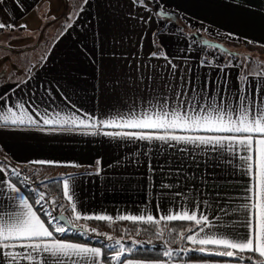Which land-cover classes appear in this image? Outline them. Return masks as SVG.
<instances>
[{
    "label": "crops",
    "instance_id": "1",
    "mask_svg": "<svg viewBox=\"0 0 264 264\" xmlns=\"http://www.w3.org/2000/svg\"><path fill=\"white\" fill-rule=\"evenodd\" d=\"M160 5L168 17L155 15ZM54 21L59 25H49ZM2 22L14 25L0 29V96L6 97L0 104L5 105V111L8 106L19 111L15 107L19 102L37 119L38 109L46 114L75 113L95 124L61 127L41 122L37 126L0 127V158L4 162L17 169H54L46 177L61 181L62 200L72 218L71 205L63 198L62 180L68 176L75 178V202L83 215L111 218L104 221L153 223L146 220L151 215L159 223H186L185 232L193 235L198 228L192 221L160 220L186 209L208 217L205 232L247 231L241 204L250 177L230 150L110 136L105 133L151 130L104 127L100 121L119 119L118 114L126 115L133 108L139 111L150 102L165 99L171 106L181 99L203 106L208 97H215V103L223 97L235 105L242 90L259 108L264 104V73L247 71L234 62H207L206 53L194 48L191 36L195 31L208 38L206 33L215 31L235 40L237 48L249 45L264 50V0H148L147 8L134 0H0ZM212 40L232 46L230 41ZM161 51L171 64L163 57H150ZM180 92L183 97L177 96ZM5 182L14 183L6 167L0 165V183L5 190L0 200L7 202V197L15 194ZM19 195L28 198L22 190ZM225 202L239 211L224 216L219 209ZM83 215L79 221H97L85 220ZM121 216L145 220H120ZM51 231L60 241L101 250L60 239L55 229ZM184 243L187 250L200 247L187 239ZM219 258L224 259L127 260L133 264H235L233 258ZM97 260L98 264H113L104 261L102 250ZM259 260L264 258L257 255V261L242 264ZM6 264L12 262L6 260Z\"/></svg>",
    "mask_w": 264,
    "mask_h": 264
},
{
    "label": "snow or ice",
    "instance_id": "2",
    "mask_svg": "<svg viewBox=\"0 0 264 264\" xmlns=\"http://www.w3.org/2000/svg\"><path fill=\"white\" fill-rule=\"evenodd\" d=\"M152 2H156V0H152ZM134 3L144 5L147 8L148 0H134ZM163 8L164 6L160 5L157 9L155 15L158 18L170 15ZM13 27L14 25L11 24L0 23V29ZM21 27L25 26L21 25ZM153 35L154 37L157 36L156 33ZM249 43L253 42L249 41ZM157 46L160 45L157 43ZM150 57H163L171 64V60L163 51L160 53L153 52ZM172 68L175 69L176 65L172 64ZM177 96L183 97L184 93H177ZM201 98L204 99L203 96ZM4 100L6 97L0 96V101ZM207 100L208 102L203 106L182 99L175 106H171L167 99L154 103L150 102L148 107H141L139 111L133 108L126 115L118 114L119 119L113 118L100 121V123L104 127L151 130L105 133L110 136L116 135L130 140L148 142L159 141L165 144L174 141L178 144L207 145L217 149L230 150L234 156L242 161L240 167L244 174L250 177V183L245 189L244 200L241 204L245 211L243 226L247 231L244 233L238 231L235 233L227 231L205 232L210 224L208 217L206 215H199L198 217L195 211L189 212L186 209L162 216L160 220L194 222L198 231L186 237L182 235L181 239H187L193 245L200 247L188 251L195 250L205 255L233 258L235 264H242V261L245 260L257 261V255L259 258H264V104L257 108L244 90L237 96L238 102L235 105L225 101L223 97L220 98V103L213 102L215 97H208ZM15 107L19 111H15L11 106H8L5 111V105L0 104V127L37 126L41 122L46 126H95L94 123L90 125L89 120L82 119L75 113L66 115L60 113L46 114L39 113L37 109L36 115L39 117L37 119L30 114V111L23 104L17 102ZM176 131L215 133V135L170 134ZM160 132L164 134H157ZM72 166L76 167L77 165ZM96 174H100L99 169ZM17 176H19L18 172ZM62 184L63 198L71 205L73 219H63L61 223H55L60 218L53 217L52 211L44 208L45 203L55 204V201H46L45 195L39 193L34 204H30L31 197L25 198L19 195L21 189L14 183H7V189L15 195H9L7 202L0 200V250H3L0 251V264H6V260H10L12 264H21L24 260L28 264H68L69 261L72 264H98L97 258L101 257L100 249L60 241L58 238H53V231L46 226V224L53 225L55 223V232L64 234L69 230L64 225L72 226L74 220L79 221L83 215L78 213L75 202V178L72 176L63 178ZM164 187L170 188L172 185H165ZM4 191L3 183H0V195H3ZM34 205H39L44 214L49 217L46 222L42 221L38 212L34 210ZM60 207L63 208L64 206L60 205ZM219 210L224 216L239 211L238 208L229 206L227 202L220 206ZM220 218L217 217V219ZM83 219L104 221L111 218L83 215ZM119 219L145 220L144 217L135 216H121ZM146 220L147 222L159 223L151 215L147 216ZM87 231L88 229L85 228V232ZM188 231L192 232L193 229L189 228ZM107 238L112 239L111 236ZM133 243L137 242L133 241ZM115 244L120 247L116 250V255L112 257V260L118 264H133L131 260L122 259L124 248L121 241L116 240ZM15 249H22V251H14ZM246 253L254 255L245 257L243 254ZM163 255L171 257L172 253L165 251ZM257 264H264V260H259Z\"/></svg>",
    "mask_w": 264,
    "mask_h": 264
},
{
    "label": "trees",
    "instance_id": "3",
    "mask_svg": "<svg viewBox=\"0 0 264 264\" xmlns=\"http://www.w3.org/2000/svg\"><path fill=\"white\" fill-rule=\"evenodd\" d=\"M201 35L197 33V38L199 39ZM202 38V37H201ZM205 39V38H204ZM200 40V39H199ZM198 40V41H199ZM204 53L208 51V49L204 48ZM0 165H4L7 169L8 176L12 182H14L27 196L28 198L31 197L30 202L34 204V195L32 191L35 190V187H38L37 184L28 181V178L24 174L23 169H17L14 166L4 162L0 158ZM29 169V168H28ZM36 170L37 172H48L52 173L54 172V169L52 168H40V169H32ZM17 172L19 173V176H17ZM45 190L48 191L52 196L55 197V199L60 200L63 203L62 200V190H61V181L59 179H51L48 182L44 183ZM35 188V189H34ZM37 193V192H36ZM50 195V196H51ZM64 207L61 208L58 203L55 202V204L46 203L45 208L54 210V213L52 214L53 217H57L59 214L65 215L68 219H73L71 217L70 211L68 208H66L65 203H63ZM35 210L39 213L41 218L46 222L49 217L44 214V211L41 209L40 206L34 205ZM55 223H59L58 220L55 221ZM55 223L53 225H48L50 230L55 229ZM73 225L76 227H80L83 232H74L71 230H68L66 233H56V236H58L60 239H70L74 241H78L85 244H90L93 246H98L101 248L103 253V259L105 262L118 264V262H114L112 260V257L116 254V248L114 245L115 242L107 244V240L103 238V235L101 233L105 230H111L114 227H124L128 233L133 230V228H139L140 233L145 238L150 239H156V229L159 225L167 227L170 229V233H168L167 242L169 244H174L178 239L179 235L177 232L179 230L184 229L186 230L187 224L186 223H138V222H113V221H75L73 222ZM85 228L88 229L87 232H85ZM92 229H95V231H92ZM188 233L184 231V236H186ZM106 240V241H105ZM157 241V240H156ZM124 252L122 254V259H132V260H141V261H160V260H200V259H224L219 258L212 255H205L203 253H200L198 251H185V252H179L176 254H173L171 257L164 256L163 253L167 251V248L165 245H163L161 242L157 241L154 244L150 243H143L136 246H130L126 245L123 247ZM245 257H248L249 255L243 254ZM247 261V260H245Z\"/></svg>",
    "mask_w": 264,
    "mask_h": 264
},
{
    "label": "rangeland",
    "instance_id": "4",
    "mask_svg": "<svg viewBox=\"0 0 264 264\" xmlns=\"http://www.w3.org/2000/svg\"><path fill=\"white\" fill-rule=\"evenodd\" d=\"M53 16L57 18L56 13H54ZM2 23L6 25V22H2ZM18 24L21 25V22ZM49 25H59V21H54L53 23H50ZM206 35H209L208 38L206 37L205 39L201 37L199 38L200 43L195 41L196 39H198L197 32L195 31L192 32L191 37H192V40H193L192 42H193L195 49H198L200 52H203V53L205 51L204 48L208 49V51L205 52L206 53L205 58L207 62H218V63L224 62V61L226 63L234 62L240 65L243 69L247 71L255 72V73H259V72L264 73V50L258 49L256 47H250L249 45L246 46L245 49L237 48L238 45L235 40L229 37H226L225 35L216 33L215 31H209L206 33ZM214 38H218V40L219 39L226 40L227 43H229L230 41L232 46H228L227 44H224L220 41L216 42V40H212ZM23 170L25 171L24 174L28 178V181L33 182L37 184L38 186V187H35L36 189L34 188L35 192H33L35 199L38 198L39 193H43L45 195L46 201H49V202L55 201L56 203H58V205H64L60 200L55 199L54 196L48 193V191L45 190V186H43L44 183L51 180L46 177V175L50 173L37 172L36 170H32V169H23ZM45 207H47L46 203L44 204V208ZM48 210L52 211V214L54 213V210L52 209H48ZM169 231H170L169 228L159 225L156 229L157 238L155 240L150 239V238H145L144 236H142L139 228H133V230H131V232L128 233L124 227H114L111 230L103 231L101 235H103V238L107 240L108 245L109 243L115 242L116 240H120L121 245L123 247L126 245H130L133 247V246L143 244V243L154 244L155 242L159 241L163 245H165V247L167 248V251L171 252L172 255L179 253V252L188 251L186 249V244L184 243V239H181V236L184 234L185 230L181 229L179 230V232H177L178 234H180L179 235L180 237L174 244H169L167 242L168 233H170ZM109 236L112 237L111 240L107 238ZM133 241H136L137 243L134 244ZM113 245L117 247L116 250L120 247L116 244H112V246Z\"/></svg>",
    "mask_w": 264,
    "mask_h": 264
},
{
    "label": "water",
    "instance_id": "5",
    "mask_svg": "<svg viewBox=\"0 0 264 264\" xmlns=\"http://www.w3.org/2000/svg\"><path fill=\"white\" fill-rule=\"evenodd\" d=\"M57 217L58 218H60V219H57L58 220V222L59 223H61L62 222V220L63 219H68L65 215H61V214H59V215H57ZM66 228H68L69 230H71V231H74V232H83V230L80 228V227H76V226H74V225H72V226H69V225H64Z\"/></svg>",
    "mask_w": 264,
    "mask_h": 264
}]
</instances>
